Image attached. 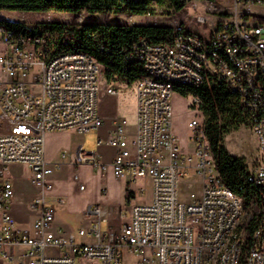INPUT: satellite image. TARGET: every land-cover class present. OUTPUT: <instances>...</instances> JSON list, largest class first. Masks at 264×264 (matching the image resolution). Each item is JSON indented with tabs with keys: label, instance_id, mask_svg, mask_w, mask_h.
<instances>
[{
	"label": "built area",
	"instance_id": "built-area-1",
	"mask_svg": "<svg viewBox=\"0 0 264 264\" xmlns=\"http://www.w3.org/2000/svg\"><path fill=\"white\" fill-rule=\"evenodd\" d=\"M191 1L195 0L175 3L185 7ZM215 1L227 15L215 27L207 15L197 16V21L209 22V35L177 23L168 43L155 44L141 35L125 52V58L141 69L135 81V132H128L125 117L115 116L105 141L116 148L111 163L101 162L81 147L75 162L111 168L117 177L127 175L128 201L138 193L147 197L149 189L150 193L145 201L132 205L118 231L104 233L105 211L90 206L93 223L78 234L92 235L94 243L78 242L55 225V206L47 201L46 191L51 189L50 175L61 163L46 160L45 137L53 131L86 133L104 124L98 111L103 65L87 51L60 48L45 32L32 33L10 26L8 20L0 22L4 45L0 111L8 126L0 133V252L4 257L13 258L7 246L22 245L27 264H76L78 257L103 264H264V18L253 17L249 11L251 6L263 7L264 0ZM203 85L225 86L241 123L257 138L261 156L248 170L247 182L255 190L249 205L220 176L203 116L200 119L197 113L188 121L192 152L182 149L174 133L173 95L179 87ZM106 91L120 94L112 85ZM187 96L199 110L200 98ZM66 156V152L61 155ZM12 163L28 166L32 183L40 188L32 202L39 215L30 230H20L9 211L14 187L4 172ZM192 174L201 178V195L182 202L179 183ZM139 180L145 182L135 189ZM251 220L256 226L247 243ZM124 252L137 261L125 263Z\"/></svg>",
	"mask_w": 264,
	"mask_h": 264
},
{
	"label": "crops",
	"instance_id": "crops-1",
	"mask_svg": "<svg viewBox=\"0 0 264 264\" xmlns=\"http://www.w3.org/2000/svg\"><path fill=\"white\" fill-rule=\"evenodd\" d=\"M3 48L4 45L0 42V50ZM106 95L107 99L101 101L100 104L98 103L99 114L105 119L101 127L86 133H79L75 130L53 131L47 133L45 137L46 160L51 164L61 163L60 168L55 169L49 177L51 189L46 191V199L55 206V225L62 228L67 234L74 235L75 239L81 243L95 242V238L90 234L84 236L78 234L80 229H87L93 223L94 218L88 211L90 206L98 205L105 211L107 222L102 224V230L107 233L109 230H120L129 218V211L132 205L143 202L149 197L138 193L131 201H128L126 189L129 177L127 175L117 177L111 168L101 170L91 165H76L75 158L79 147L87 152L95 153L103 163H111L113 160L116 148L105 143L113 126L112 119L115 116H121L128 120L130 113L122 107L114 95L108 93ZM174 95L177 96V100L184 98L178 92ZM127 96L128 102L132 104L136 114V97L130 93ZM135 127L136 121L133 130L129 129L127 125V130L131 135L134 134ZM7 128L8 126L0 111V133L7 130ZM173 130L177 135L174 127ZM177 137L185 152L193 151L189 150L187 144H182L184 138L180 139L178 135ZM254 137L257 142L255 135ZM99 140H102L103 143L99 144ZM64 152L67 153V156L63 159L61 155ZM230 154L244 158L247 163L246 156ZM2 168L3 165L0 164V170ZM69 168L77 169V171L85 168L86 171L89 170L90 175L81 179L76 172L78 179L74 178L73 185H71L63 177V172ZM4 177L10 179L14 187V196L9 210L10 214L16 220L20 230H30L39 215V211L32 207V202L40 193V188L31 181L32 171L26 165L12 163L5 167ZM144 182L145 180H139L134 184V188L137 189ZM75 186H77V189L74 188ZM59 198L64 201L62 203L58 202ZM123 213H125V217L122 216ZM24 251L25 247L22 245L7 246L6 252L13 254V258L7 259L0 252V264H7L5 260H9L10 264H27L26 259L22 255ZM77 259H84L89 264H100L97 260L79 257Z\"/></svg>",
	"mask_w": 264,
	"mask_h": 264
},
{
	"label": "trees",
	"instance_id": "trees-1",
	"mask_svg": "<svg viewBox=\"0 0 264 264\" xmlns=\"http://www.w3.org/2000/svg\"><path fill=\"white\" fill-rule=\"evenodd\" d=\"M165 0H157L163 3ZM177 8L183 5L168 0ZM148 0L136 3L133 0H0V10H20L78 13L82 9L89 12L103 11L105 7H116L131 13H143L149 5ZM10 26L20 27L32 33L49 31L58 36L60 48H78L94 55L106 68L108 82L120 76L133 83L141 76V69L125 58V52L138 36H146L155 44H166L170 41L173 27L158 25L127 24H85L71 26L65 23H43L40 26H29L22 21H8ZM41 27V28H40ZM177 92L182 96L192 93L201 100L200 109L204 114L205 132L217 169L224 183L233 191L244 196L246 204L255 198V190L247 182L248 165L244 158L232 156L224 145V134L230 132L231 125L242 124L239 112L231 93L225 86L210 88L203 85L188 89L179 87ZM255 207H252L254 212ZM247 243L256 224L251 220L247 224Z\"/></svg>",
	"mask_w": 264,
	"mask_h": 264
},
{
	"label": "rangeland",
	"instance_id": "rangeland-1",
	"mask_svg": "<svg viewBox=\"0 0 264 264\" xmlns=\"http://www.w3.org/2000/svg\"><path fill=\"white\" fill-rule=\"evenodd\" d=\"M249 11L253 17L264 18V6H251ZM199 14L207 15L212 26H216L227 15L221 13V7L215 0H195L182 8H177L170 1L165 0L163 3H150L143 13H131L127 10H122L116 7H105L103 11L89 12L82 9L78 13L57 12L54 10L48 12L39 11H20V10H0V22L5 20L22 21L27 25L40 26L43 23H65L71 26H82L85 24H141V25H158L173 27L177 23H182L191 31L207 36L210 33L209 22L197 21ZM41 28V27H40ZM50 38L56 42L58 36L52 32L45 31ZM107 85H112L120 90V94L115 96L121 103L122 107L130 113L128 120V128L133 130L136 121V114L132 108V104L128 102L127 94L135 95V82L129 83L120 76H115L112 82H108L106 76V68L103 66L102 73L99 75V97L98 103L107 99ZM37 89V87H34ZM193 99L191 96H184L183 99H178L173 96L172 123L179 138L185 140L182 144H187L189 150H193V143L189 139L190 129L188 121L191 120L197 113L202 119L204 114L201 109H194L191 106ZM197 108V107H196ZM198 110V111H197ZM224 145L228 151L234 155H244L247 159V165L250 169L261 156L258 143L255 140L254 133L251 129L243 124L231 125L230 132L224 134ZM89 170L77 171V169H66L63 173L64 179L73 185L74 174L77 172L79 178L84 179L90 175ZM76 185V184H75ZM77 189V186L74 187ZM201 178L197 174H192L189 177L180 181L178 186L179 199L182 202H191L201 195ZM148 190L147 197L149 196ZM137 257L127 252L123 254L125 263L137 261ZM5 263L10 264L9 260ZM76 264H89L84 259H77ZM96 264V263H95ZM100 264H103L100 262Z\"/></svg>",
	"mask_w": 264,
	"mask_h": 264
}]
</instances>
